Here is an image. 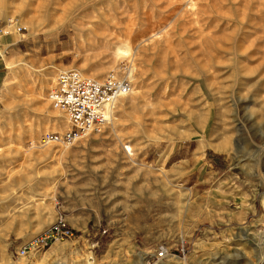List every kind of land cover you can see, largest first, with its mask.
<instances>
[{"label":"rangeland","instance_id":"1","mask_svg":"<svg viewBox=\"0 0 264 264\" xmlns=\"http://www.w3.org/2000/svg\"><path fill=\"white\" fill-rule=\"evenodd\" d=\"M0 19V264H142L160 245V264H264V0H0ZM73 69L129 92L40 154L68 129L49 93ZM205 123L182 177L171 154ZM58 224L73 234L45 246Z\"/></svg>","mask_w":264,"mask_h":264},{"label":"built area","instance_id":"2","mask_svg":"<svg viewBox=\"0 0 264 264\" xmlns=\"http://www.w3.org/2000/svg\"><path fill=\"white\" fill-rule=\"evenodd\" d=\"M10 24H13V22ZM22 29V27H17L16 32L19 33ZM9 34H11V31L7 29V23L0 19V37ZM128 92V83L114 74L98 81L83 75L76 69L60 72L56 77L55 86L49 93V102L54 109L64 113L68 129L62 133L43 134L38 141V145L58 144L69 146L91 132L109 125L113 119L117 102ZM63 228L64 225L60 224L52 226L41 237L43 238L42 243L49 246L48 241L50 239L54 241L62 233L71 235ZM51 229L55 233L47 235V232ZM181 253L184 257L183 248ZM167 255L168 249L164 245H160L154 254L143 258L142 264H160Z\"/></svg>","mask_w":264,"mask_h":264},{"label":"crops","instance_id":"3","mask_svg":"<svg viewBox=\"0 0 264 264\" xmlns=\"http://www.w3.org/2000/svg\"><path fill=\"white\" fill-rule=\"evenodd\" d=\"M10 37V36H9ZM9 37H1L0 38V48L2 46H5V45H8L9 43H11L12 39L9 38ZM5 73V63L3 61V57H2V54L0 52V84L2 82V78H3V75ZM207 123V122H206ZM205 124H203L202 126H199L198 124L195 126L193 130V132L191 131H188V139L189 140V145L192 147L188 149L187 147V152H192L193 151V154L192 156L197 158L196 162H200V157L198 155H196V150H197V153H201L203 148L206 146L205 142ZM192 127V126H191ZM193 128V127H192ZM198 137V139H197ZM192 141H195V145H194V148H193V143ZM205 150V148H204ZM182 153V152H179V151H176L175 153H172V157H171V160L170 161H181L183 163L182 167H181V176L182 177H188V176H192L193 178V174H194V170H191V166H190V163L193 164L192 162V159H191V156L188 155V154H191L190 152L189 153ZM170 155V156H171ZM202 158V157H201ZM201 185L200 182H195L194 186L192 187V190L194 189H197V186Z\"/></svg>","mask_w":264,"mask_h":264},{"label":"bare ground","instance_id":"4","mask_svg":"<svg viewBox=\"0 0 264 264\" xmlns=\"http://www.w3.org/2000/svg\"><path fill=\"white\" fill-rule=\"evenodd\" d=\"M95 4V1H93V4L92 5H94ZM90 11V10H89ZM9 22V21H8ZM12 25L10 24V25H8L7 26V28H9V29H11L10 27H11ZM129 48V47H128ZM118 51V50H117ZM132 52V51H131ZM128 55V54H127ZM129 55H130V52H129ZM130 56H132V57H136L133 53H131V55ZM121 100H122V98H121ZM241 102H242V100L241 99H236V101H235V103L233 102V101H231V106L234 108V116H233V121L234 122H239L238 121V118H239V116H238V110H239V108H240V104H241ZM120 103H122V102H120ZM52 115H53V117H54V119L56 120V123H57V125H62V122H61V120L59 119L58 120V116H57V114H56V112H54V113H52ZM65 129V128H64ZM48 146H50V145H48ZM35 147H46V146H39L37 143H36V145H35ZM50 150V148H48V147H46V148H44L43 150H41V152H39L40 154L42 153H44V154H46V153H48V151ZM126 150L129 152V156H131V154H130V150H129V147L127 146L126 147ZM215 150L216 151H218V152H220V151H224V149H223V147H221V145L219 146V147H216L215 148ZM138 264V263H137Z\"/></svg>","mask_w":264,"mask_h":264},{"label":"trees","instance_id":"5","mask_svg":"<svg viewBox=\"0 0 264 264\" xmlns=\"http://www.w3.org/2000/svg\"><path fill=\"white\" fill-rule=\"evenodd\" d=\"M63 230L67 231L68 234H73V232L69 229V227L64 226ZM54 233H55V232L51 229V230H49V231L47 232V235H53ZM52 242H53L52 239H50V240L48 241L49 244L52 243Z\"/></svg>","mask_w":264,"mask_h":264}]
</instances>
